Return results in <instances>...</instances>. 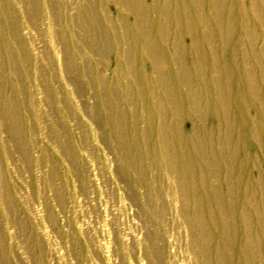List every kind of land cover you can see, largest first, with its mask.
I'll use <instances>...</instances> for the list:
<instances>
[{
    "label": "rangeland",
    "instance_id": "1",
    "mask_svg": "<svg viewBox=\"0 0 264 264\" xmlns=\"http://www.w3.org/2000/svg\"><path fill=\"white\" fill-rule=\"evenodd\" d=\"M125 1L0 0V264H264V0Z\"/></svg>",
    "mask_w": 264,
    "mask_h": 264
},
{
    "label": "bare ground",
    "instance_id": "2",
    "mask_svg": "<svg viewBox=\"0 0 264 264\" xmlns=\"http://www.w3.org/2000/svg\"><path fill=\"white\" fill-rule=\"evenodd\" d=\"M126 2V4H127V6H129L130 8L129 9H132V10H135V12L136 13H139V11H141L142 12V10L141 9H139V7L138 8H134V7H132L134 4H133V2H135V4L137 5L138 4V2H139V0H126L125 1ZM139 9V10H138ZM148 24V21L146 20V19H144V18H142L139 22H138V26H142V27H145L146 25ZM148 40H149V38L146 36V38H145V41L144 42H146V44L145 45H147L148 44ZM143 42V43H144ZM144 45V44H143ZM141 46V45H140ZM143 48V47H142ZM141 48V49H142ZM146 49L148 50V52H149V49H150V47H149V45L148 46H146ZM141 52H142V50H141ZM145 52V51H144ZM208 69H211L210 67L208 68ZM167 102H168V104H170V102H171V100L169 99V101L167 100ZM196 157V156H195ZM194 158V157H193ZM198 182H199V185H201L203 188L205 187H207L208 185H209V191H207V193H205L204 194V196L203 197H201V199H198V202H197V204H196V209H195V211H196V213H197V220H198V224L197 225H199V223H200V219H199V217L201 216V215H203L204 214V212H205V210L207 209V207L209 208V205L210 204H212V203H214L215 202V193H214V191H213V188H212V184H211V181L209 180V181H207L206 179L204 180H202L201 178H200V181L198 180ZM206 184H208L207 186H206ZM193 191V190H192ZM208 213V212H207ZM204 216V215H203ZM219 229V231H220V233H221V235H220V238H219V241L217 242V244L219 245L218 247H219V249H220V252H222V253H225V254H229L231 251H232V249H233V242H234V237H235V233H234V231L232 230V229H228V230H223L221 227L220 228H218ZM208 230V229H207ZM211 229H210V232H209V230H208V233L210 234L211 233ZM211 235V234H210Z\"/></svg>",
    "mask_w": 264,
    "mask_h": 264
}]
</instances>
